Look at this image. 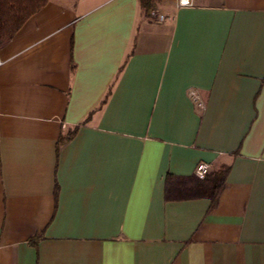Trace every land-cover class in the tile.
<instances>
[{
	"label": "crops",
	"instance_id": "crops-1",
	"mask_svg": "<svg viewBox=\"0 0 264 264\" xmlns=\"http://www.w3.org/2000/svg\"><path fill=\"white\" fill-rule=\"evenodd\" d=\"M191 2L48 0L0 46V264H264V0ZM199 163L216 204L167 200Z\"/></svg>",
	"mask_w": 264,
	"mask_h": 264
},
{
	"label": "trees",
	"instance_id": "trees-1",
	"mask_svg": "<svg viewBox=\"0 0 264 264\" xmlns=\"http://www.w3.org/2000/svg\"><path fill=\"white\" fill-rule=\"evenodd\" d=\"M48 0H0V46L10 40L35 13L45 7ZM148 0H143L147 6ZM106 101H103L102 106ZM76 129L61 137V142H67L75 135ZM229 166H223L218 171L210 173L206 179L178 178L168 175L166 179L167 200H187L208 197L213 204L218 201L223 191Z\"/></svg>",
	"mask_w": 264,
	"mask_h": 264
},
{
	"label": "built area",
	"instance_id": "built-area-1",
	"mask_svg": "<svg viewBox=\"0 0 264 264\" xmlns=\"http://www.w3.org/2000/svg\"><path fill=\"white\" fill-rule=\"evenodd\" d=\"M191 0H178L179 7L191 6ZM148 17L158 23H163L169 18L165 15L159 14L156 10H149ZM3 65V61L0 59V67ZM189 95L193 102L200 108L205 109V104L203 103L202 99L199 97L196 91H190ZM210 174V165L207 163H199L195 170V175L198 179L204 180Z\"/></svg>",
	"mask_w": 264,
	"mask_h": 264
}]
</instances>
